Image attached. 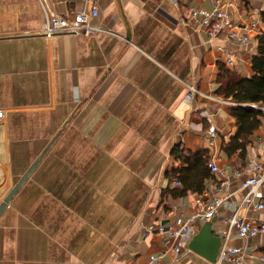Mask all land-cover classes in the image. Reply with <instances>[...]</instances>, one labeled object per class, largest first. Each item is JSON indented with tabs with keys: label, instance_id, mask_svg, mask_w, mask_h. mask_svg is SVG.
Instances as JSON below:
<instances>
[{
	"label": "crops",
	"instance_id": "crops-1",
	"mask_svg": "<svg viewBox=\"0 0 264 264\" xmlns=\"http://www.w3.org/2000/svg\"><path fill=\"white\" fill-rule=\"evenodd\" d=\"M45 1L61 16L90 6ZM191 3L213 8L211 0H91L94 23L108 33L46 37L41 0H0V202L45 151L0 214V264H210L188 248L200 220L179 254L158 229L182 225L199 195L169 193L179 188L170 178L181 165L171 156L177 144L207 150L221 171L204 183L223 182L228 194L215 235L223 239L234 214L264 222V209L242 204L240 186L264 163V116L244 160L227 157L234 103L216 94L219 66L250 77L252 55L225 32L209 38L192 25ZM230 10L256 47L264 0H234ZM260 192L264 201V185ZM227 245L256 257L264 234L232 233Z\"/></svg>",
	"mask_w": 264,
	"mask_h": 264
},
{
	"label": "built area",
	"instance_id": "built-area-1",
	"mask_svg": "<svg viewBox=\"0 0 264 264\" xmlns=\"http://www.w3.org/2000/svg\"><path fill=\"white\" fill-rule=\"evenodd\" d=\"M90 6L87 9L76 11L72 16H61L56 14L45 0H41V6L44 13V20L41 31L46 37L54 35H70V36H95L100 33H108L109 30L100 27L94 23L99 16L98 8L91 4V0H80ZM197 1V0H195ZM213 8L207 10L196 3H191L189 7V15L191 24L199 30H203L209 38H214L218 34L225 32L229 39L239 45L247 46L249 55L255 53V45L247 35L240 32V26L234 21L230 5L234 0H211ZM240 3L244 0H237ZM226 65L231 66V56L227 55ZM264 112V107H262ZM2 115L0 112V124L2 123ZM214 137L215 134L211 133ZM208 167L212 175H219L220 169L215 162L209 161ZM175 186L181 187L179 181H175ZM264 185V163L255 162L252 167V174L241 181V188L246 190L242 204L245 206H253L257 210L264 209L263 195L260 189ZM224 183L211 182L210 189L203 190L193 202V210L188 215L182 225L178 227H159L162 234H167L173 240V252L179 254L186 245L187 238H190L194 230V221L200 220L202 223L211 221L218 213L219 208L227 199ZM258 200V203H254ZM225 230L223 239L221 238V247L213 264H264V254H258L256 257L247 254L244 248L230 247L227 245L229 236L234 233L237 238L247 239L253 238L259 234H264V222H252L238 218L234 214L231 218L224 220ZM195 231V230H194ZM163 254V253H162ZM159 256H151L150 261L158 260ZM255 259V263L251 261Z\"/></svg>",
	"mask_w": 264,
	"mask_h": 264
},
{
	"label": "trees",
	"instance_id": "trees-1",
	"mask_svg": "<svg viewBox=\"0 0 264 264\" xmlns=\"http://www.w3.org/2000/svg\"><path fill=\"white\" fill-rule=\"evenodd\" d=\"M262 21L264 23V15ZM255 40V53L250 57V77H241L225 65L219 66L217 77L219 87L216 94L234 103L230 107V114L237 127L236 134L222 145V151L227 157L237 155L240 160H244L251 143L250 138L264 116V33L258 35ZM171 156L180 161L181 165L171 171L170 178L173 182L179 181L181 187L173 188L169 193L174 197L184 196L188 192L202 193L205 181L212 176L208 167V151L193 153L182 144H177L172 147Z\"/></svg>",
	"mask_w": 264,
	"mask_h": 264
},
{
	"label": "water",
	"instance_id": "water-1",
	"mask_svg": "<svg viewBox=\"0 0 264 264\" xmlns=\"http://www.w3.org/2000/svg\"><path fill=\"white\" fill-rule=\"evenodd\" d=\"M43 153L40 158L37 159L22 175V177L17 181L13 186L10 192L7 194L5 199L0 202V214L6 208L7 204L10 202L11 197L14 193L20 188V186L25 182L27 177L34 170L40 159L42 158ZM213 220L204 223L198 230V232L191 238L188 243V248L190 251L196 253L197 255L204 258L210 264L215 262V259L218 255L219 249L221 247V238L214 234L212 230Z\"/></svg>",
	"mask_w": 264,
	"mask_h": 264
}]
</instances>
